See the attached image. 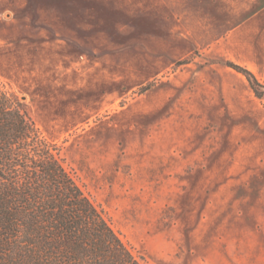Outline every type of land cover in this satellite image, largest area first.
<instances>
[{"label":"rangeland","instance_id":"374dc122","mask_svg":"<svg viewBox=\"0 0 264 264\" xmlns=\"http://www.w3.org/2000/svg\"><path fill=\"white\" fill-rule=\"evenodd\" d=\"M256 3L0 0L2 86L144 264H264Z\"/></svg>","mask_w":264,"mask_h":264},{"label":"trees","instance_id":"16d2710c","mask_svg":"<svg viewBox=\"0 0 264 264\" xmlns=\"http://www.w3.org/2000/svg\"><path fill=\"white\" fill-rule=\"evenodd\" d=\"M226 64L262 93L250 69ZM0 264H144L1 82Z\"/></svg>","mask_w":264,"mask_h":264},{"label":"crops","instance_id":"0c3cea01","mask_svg":"<svg viewBox=\"0 0 264 264\" xmlns=\"http://www.w3.org/2000/svg\"><path fill=\"white\" fill-rule=\"evenodd\" d=\"M256 1H259V3L260 2H262V1H264V0H256ZM260 6V4H257L256 3V9H254V10H251L252 12H246V14L245 15H243V18H245V19H248V18H252L253 17V14L254 13H257V12H259V11H261V10H264V8H261V7H259ZM240 22V21H239ZM238 22V23H239ZM250 40V39H249ZM254 45H255V43H254Z\"/></svg>","mask_w":264,"mask_h":264},{"label":"water","instance_id":"95a60500","mask_svg":"<svg viewBox=\"0 0 264 264\" xmlns=\"http://www.w3.org/2000/svg\"><path fill=\"white\" fill-rule=\"evenodd\" d=\"M259 89H263L264 90V86L262 85V86H260V87H258Z\"/></svg>","mask_w":264,"mask_h":264}]
</instances>
